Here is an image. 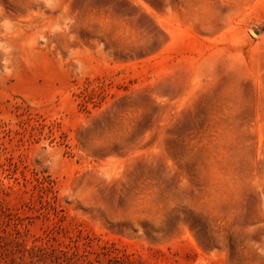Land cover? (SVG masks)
<instances>
[{"label": "rangeland", "instance_id": "1", "mask_svg": "<svg viewBox=\"0 0 264 264\" xmlns=\"http://www.w3.org/2000/svg\"><path fill=\"white\" fill-rule=\"evenodd\" d=\"M0 264H264V0H0Z\"/></svg>", "mask_w": 264, "mask_h": 264}]
</instances>
